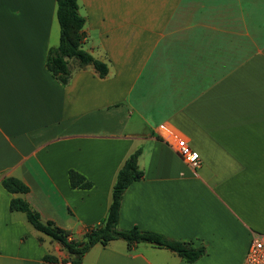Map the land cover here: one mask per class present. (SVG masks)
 <instances>
[{"label": "crops", "instance_id": "0c3cea01", "mask_svg": "<svg viewBox=\"0 0 264 264\" xmlns=\"http://www.w3.org/2000/svg\"><path fill=\"white\" fill-rule=\"evenodd\" d=\"M84 48L106 62L47 67L60 41L57 0H0V264H61L13 197L82 240L107 214L119 169L141 149L119 226L205 246L194 262L123 239L95 244L82 264H244L264 234V0H79ZM165 122L199 152L188 164L159 135ZM89 180L73 187L69 172ZM14 176L29 186L11 193ZM52 255L58 261H46Z\"/></svg>", "mask_w": 264, "mask_h": 264}, {"label": "trees", "instance_id": "16d2710c", "mask_svg": "<svg viewBox=\"0 0 264 264\" xmlns=\"http://www.w3.org/2000/svg\"><path fill=\"white\" fill-rule=\"evenodd\" d=\"M57 19L60 25L59 45L50 48L47 57V67L63 83L71 78L69 60L75 59L82 67L93 65L99 76L105 77L109 73L106 62L93 56L84 48V31L86 17L79 11V0H57ZM141 149L129 155L119 169L112 189V200L106 216L97 224L90 226L82 240L70 237V233L57 226L53 221H43L39 212L34 210L23 197H13L10 202L12 211L25 213L28 222L38 231L48 235L61 244L68 252L74 264H82L84 255L97 243L107 245L116 239L125 240L130 247L146 242L160 248H166L187 262H194L206 253L205 246H194L191 242L171 239L166 235L144 230L138 226L121 228L119 226L120 208L123 194L127 187L134 181L144 176V171L139 167L138 159ZM69 178L73 187L89 188L92 183L83 175L71 170ZM2 184L11 193H27L29 186L21 179L8 176L3 178ZM46 261L57 262L52 255L45 256Z\"/></svg>", "mask_w": 264, "mask_h": 264}, {"label": "built area", "instance_id": "2783aa9c", "mask_svg": "<svg viewBox=\"0 0 264 264\" xmlns=\"http://www.w3.org/2000/svg\"><path fill=\"white\" fill-rule=\"evenodd\" d=\"M160 137L188 164L198 167L201 157L189 142V138L170 122H165L159 130ZM61 264H74L72 260ZM244 264H264V234H254L248 248Z\"/></svg>", "mask_w": 264, "mask_h": 264}]
</instances>
